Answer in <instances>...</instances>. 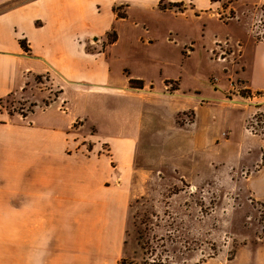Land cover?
Instances as JSON below:
<instances>
[{
	"label": "rangeland",
	"instance_id": "obj_1",
	"mask_svg": "<svg viewBox=\"0 0 264 264\" xmlns=\"http://www.w3.org/2000/svg\"><path fill=\"white\" fill-rule=\"evenodd\" d=\"M30 1L9 0L0 5V13ZM108 1L101 0L96 13L86 12L83 21L64 29L50 45L77 68L80 85L55 72L36 74L0 102L5 116L0 117V264H12L11 247L27 246L29 230L41 229L43 223L28 219L33 212L29 197L43 195L29 196L27 183L34 176L33 166L37 179L43 177L45 152L60 149L68 155L105 158L120 184L109 138L134 140L120 260L264 264V206L249 201L239 183V168L226 175L228 160L219 145L224 133L214 136L215 150L205 158L204 152L194 156L192 149L206 110L219 130L227 123L240 126L238 111L243 103L250 105L243 101L250 94L242 87L255 45L264 46V9L245 1L212 0L215 9L205 14L166 2L156 8L109 10ZM32 12L45 22L43 11ZM40 21L36 27L42 26ZM73 28L79 34L74 43L67 38ZM17 42L20 47L24 43L26 52L21 49L29 55L26 36ZM100 73L108 79L104 87L97 81ZM156 109L165 117H155ZM171 109L172 116L166 117ZM248 122L249 117L244 131ZM9 127L36 138L12 139ZM49 130L55 135L61 130L62 136L52 141L51 149L44 147ZM202 139L200 133L196 142ZM194 164L197 171L192 173L197 174L191 178ZM69 224L62 221L61 228Z\"/></svg>",
	"mask_w": 264,
	"mask_h": 264
},
{
	"label": "crops",
	"instance_id": "obj_2",
	"mask_svg": "<svg viewBox=\"0 0 264 264\" xmlns=\"http://www.w3.org/2000/svg\"><path fill=\"white\" fill-rule=\"evenodd\" d=\"M7 1L9 0H0V5ZM237 1H245L264 9V0ZM100 2L101 0H32L0 13V102L21 91L25 82L36 74L55 72L61 79H75L72 84L80 85L77 82V68L71 66L63 55L51 51L50 45L64 29L68 30L72 25L83 21L86 12L96 13ZM159 2L188 5L193 14H205L215 9L212 0H109L107 6L109 10L113 6L129 8L131 5L143 9L156 8ZM33 10L43 11L45 22L42 23L40 16L37 12L33 13ZM36 21H40L42 26L36 27ZM20 36H26L31 46L29 55L22 51L17 42ZM78 36V30L73 28L67 38L74 43ZM36 47L42 49L37 54ZM255 48L248 68L249 76L242 87L250 94L243 101L250 105L243 103L244 109L238 111L242 120L240 126L235 129L232 123H227L219 130L212 124L206 110L204 127L196 133L197 136L194 133L192 149L194 156L204 152L205 158L206 153L214 149L213 145L216 147L214 136L222 131L220 136L224 133L225 137L219 145L220 152L224 151L222 158L228 160L225 161L226 175L229 176L234 167L239 168V183L249 201L264 206V139L249 135L243 130L248 117L256 111L264 112V46L258 43ZM98 76L97 81L104 87L108 83L107 76L101 73ZM111 89L115 90L114 87ZM61 98L58 99L62 101ZM155 113V117H165L161 109H156ZM172 113L171 109L166 117H171ZM0 117L5 116L0 112ZM1 125L4 128L9 126L4 123ZM8 130H11L12 139L25 135L29 140L36 138L32 133L15 132L14 127ZM50 131L48 136L45 134L47 145L43 142L45 148L51 149L52 141L60 140L62 136L61 130L56 135ZM200 133L203 134V139L197 143L196 138ZM107 141L110 142L114 158L119 162L120 184L116 183L115 171L109 168V162L92 155H68L60 149L48 150L45 152L47 160L42 166L45 173L38 179L33 166L34 176L27 183L28 194L43 196L38 199L29 197V210L32 208L33 212L30 211L28 219L43 224H39L41 229L29 230L27 246L11 247L12 264H119L125 249V228L131 200L129 179L133 171L130 157L134 140L109 138ZM193 169L197 171L195 164L189 171L191 178L197 174L192 173ZM40 180L42 182H38ZM18 184L20 182L11 183L12 186ZM38 189L42 191L37 192ZM40 192L42 193L39 194ZM62 221L70 223L66 225L67 229L61 228Z\"/></svg>",
	"mask_w": 264,
	"mask_h": 264
},
{
	"label": "built area",
	"instance_id": "obj_3",
	"mask_svg": "<svg viewBox=\"0 0 264 264\" xmlns=\"http://www.w3.org/2000/svg\"><path fill=\"white\" fill-rule=\"evenodd\" d=\"M249 118L250 122H248L245 126L246 133L253 136H259L264 139V112L256 111L254 115H251Z\"/></svg>",
	"mask_w": 264,
	"mask_h": 264
},
{
	"label": "trees",
	"instance_id": "obj_4",
	"mask_svg": "<svg viewBox=\"0 0 264 264\" xmlns=\"http://www.w3.org/2000/svg\"><path fill=\"white\" fill-rule=\"evenodd\" d=\"M174 5H175V4H173V6H174ZM176 7H177V6H176ZM20 45H21L22 49L26 52V48H25V46H24V43L21 42ZM119 264H134V263H131V262H128V261L122 259V260L119 261Z\"/></svg>",
	"mask_w": 264,
	"mask_h": 264
}]
</instances>
